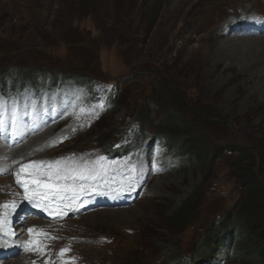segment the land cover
Wrapping results in <instances>:
<instances>
[{
  "label": "rangeland",
  "instance_id": "1",
  "mask_svg": "<svg viewBox=\"0 0 264 264\" xmlns=\"http://www.w3.org/2000/svg\"><path fill=\"white\" fill-rule=\"evenodd\" d=\"M154 3V0H0V76L8 68L20 69L31 76L48 74L38 69L40 64L59 68L65 65V60L71 62L72 56L87 71L77 72L91 77L88 71L95 68L97 80L119 86L115 108L99 125L43 156L53 157L70 150L106 149L118 140L116 134L123 132L121 123L127 122L128 117L134 119L146 99L158 101L160 96L176 90L184 94L193 111L221 119V123L212 118L207 122L192 111L186 112L193 119L191 139L203 153L219 152L225 146L238 147L257 164L264 153V37H261L264 34L258 32L244 39L222 37L220 27L237 9L264 15V0H163L157 13ZM133 5L141 7L139 19L147 28L152 20L145 36H133V25L126 20ZM77 25L92 33L97 31L96 38L82 40V46L69 54L59 43ZM96 43L102 46L109 43L110 49L102 47L97 51L101 46L95 48ZM118 55L129 60V65L122 64ZM168 102L173 103L170 98ZM96 126L101 132L97 138L89 135ZM227 153L206 174L195 163L186 161L174 171H160L129 209L72 220L67 226L78 231L75 236L83 240L73 245L77 261L167 264L160 253H155L160 246L155 249L152 241L158 237L166 243L175 242L177 250L184 251L185 256L192 255L194 249L205 243L211 225L238 202L236 210L240 209L246 199L239 168L231 169L232 157ZM260 184L264 187V178ZM197 185L201 189L194 220L177 237L164 214L176 202L184 201ZM166 254L170 261L178 258L172 257L170 251ZM22 262L11 260L7 264ZM224 264L244 263L232 258Z\"/></svg>",
  "mask_w": 264,
  "mask_h": 264
},
{
  "label": "trees",
  "instance_id": "2",
  "mask_svg": "<svg viewBox=\"0 0 264 264\" xmlns=\"http://www.w3.org/2000/svg\"><path fill=\"white\" fill-rule=\"evenodd\" d=\"M154 1V12L157 13V8L161 6L163 0ZM134 6L135 5H133V9L126 20L130 21L131 25H133L131 28L133 36H145V34L148 33L147 30L150 28L152 20L147 28V25L143 24L139 19V9H141V7L138 8ZM80 23H82V19L79 21V24ZM69 33L70 35L68 38L62 42L69 41L77 46V44L79 45L82 43V40L87 41L90 39V34L87 30L80 29L79 25L70 29ZM109 45V43H104L105 48H110ZM118 56L124 64L128 63L129 65V60L127 61L125 57V60H123L121 55ZM75 64L76 66L74 69H78L80 65H78V63ZM169 98L172 100V104L168 102ZM152 102L156 104L155 108L154 106L151 107ZM166 102H168V104H166ZM189 104L190 102L188 103L187 100H185L184 94L176 90L170 92L167 96L166 94L160 96V100L158 101L148 98L144 101L142 109L139 111V121L143 126L144 122L150 120L151 112L157 109L158 112H156V116L158 117L157 121L160 125V131L171 138L172 145L178 148L181 154H188L190 156V163H195L205 174L208 170L213 168L216 160L222 156L220 151L227 150L230 153V157H232L230 167L231 169L233 167L239 168V181L242 188L245 190L246 199L242 202L240 209L238 208V210H236L238 205L236 204L232 210L227 211L223 218L217 221L216 225L213 224L211 226V233L204 241L206 243L204 250L214 251L218 247H221L223 244L222 236L225 235L229 243L232 241L236 242L232 252L236 259L241 260L244 264H264V187L260 184L261 179L264 178V153L261 154V158L258 160L257 164L251 162L250 155L247 154L248 152L238 147H222L217 157L216 151L212 155L206 152L203 153V150L196 145L195 140L191 139L193 133V119L191 120L186 112L192 111L193 114H197L198 117L201 116L206 120L212 118L219 123H221V119L216 116L209 117V115H205L202 112L198 113L196 110L193 111L194 107ZM162 106L165 107V109H163ZM195 119L196 118H194V120ZM245 161H249L250 163L246 164ZM241 165L243 167H241ZM200 189V186L197 185L190 191L185 201L176 203L169 209V212L164 214V218L169 222L171 229L177 231L176 236L183 231L185 225H188L187 223L191 224L193 222L195 206L200 198ZM160 238L158 237L155 242L152 241L154 247L156 246L155 249H158L157 247L160 246L159 248L164 249L166 252L170 251L172 257H176L179 251L175 247V242L169 241L166 243ZM227 241L225 240V243L229 244ZM173 252L176 253L173 254Z\"/></svg>",
  "mask_w": 264,
  "mask_h": 264
},
{
  "label": "snow or ice",
  "instance_id": "3",
  "mask_svg": "<svg viewBox=\"0 0 264 264\" xmlns=\"http://www.w3.org/2000/svg\"><path fill=\"white\" fill-rule=\"evenodd\" d=\"M100 107L103 108L104 106L101 105ZM75 130L74 128L73 131ZM8 133H11L12 137L25 135V121L17 112L15 106L9 109L6 105L0 103V137ZM63 139H67V137ZM49 146H55V142H51ZM71 160L72 158H66L65 161H56L54 163L32 161L22 165L14 175L16 183L24 190V199L37 208L41 207L40 201H47L48 203L44 205V210H47L50 203L57 202L58 206H62L65 201L75 200L77 193L85 189V183L81 182L96 181L99 178L107 183L105 169L97 170L95 166L69 163ZM9 174L12 173L9 172ZM45 178L48 183H42ZM122 179L128 182L129 188L135 186L136 170L132 165H128V171L122 176ZM0 208L4 210L11 209L13 213L18 210L15 202L0 205ZM19 210L23 211L22 208ZM27 231L30 236L35 234L36 238L24 242L21 245L24 250L45 251V246L41 244V237L45 236L43 230L29 228ZM48 238L54 239L52 237ZM15 239H17L15 232L8 226L7 212H4L0 215V247L5 244L15 246L13 243ZM70 250V248L60 250L58 255L62 258V264H75L74 259L70 261L63 260L65 254ZM45 264H48V262L46 261Z\"/></svg>",
  "mask_w": 264,
  "mask_h": 264
},
{
  "label": "bare ground",
  "instance_id": "4",
  "mask_svg": "<svg viewBox=\"0 0 264 264\" xmlns=\"http://www.w3.org/2000/svg\"><path fill=\"white\" fill-rule=\"evenodd\" d=\"M259 35V34H258ZM261 37H264V36H261ZM234 45H236V44H234ZM230 46V45H229ZM25 153V152H24Z\"/></svg>",
  "mask_w": 264,
  "mask_h": 264
}]
</instances>
